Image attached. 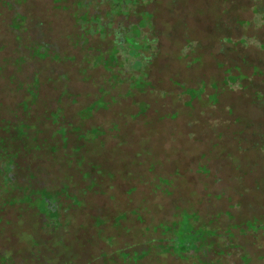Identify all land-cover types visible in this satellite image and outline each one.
Listing matches in <instances>:
<instances>
[{
  "label": "rangeland",
  "instance_id": "374dc122",
  "mask_svg": "<svg viewBox=\"0 0 264 264\" xmlns=\"http://www.w3.org/2000/svg\"><path fill=\"white\" fill-rule=\"evenodd\" d=\"M0 231V264H264V0H0Z\"/></svg>",
  "mask_w": 264,
  "mask_h": 264
},
{
  "label": "flooded vegetation",
  "instance_id": "af4514ba",
  "mask_svg": "<svg viewBox=\"0 0 264 264\" xmlns=\"http://www.w3.org/2000/svg\"><path fill=\"white\" fill-rule=\"evenodd\" d=\"M4 239H5V233H1V231H0V255L2 253H4V252H11L10 250H7V251L5 250V247H4ZM12 257L14 258V256H12Z\"/></svg>",
  "mask_w": 264,
  "mask_h": 264
}]
</instances>
